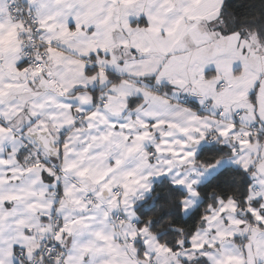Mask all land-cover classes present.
I'll return each mask as SVG.
<instances>
[{
	"label": "snow or ice",
	"instance_id": "snow-or-ice-1",
	"mask_svg": "<svg viewBox=\"0 0 264 264\" xmlns=\"http://www.w3.org/2000/svg\"><path fill=\"white\" fill-rule=\"evenodd\" d=\"M0 264H264V0H0Z\"/></svg>",
	"mask_w": 264,
	"mask_h": 264
}]
</instances>
